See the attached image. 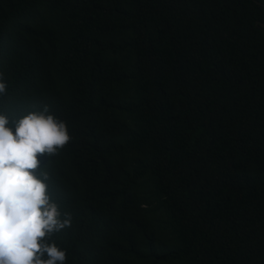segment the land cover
Returning a JSON list of instances; mask_svg holds the SVG:
<instances>
[{
  "label": "trees",
  "instance_id": "16d2710c",
  "mask_svg": "<svg viewBox=\"0 0 264 264\" xmlns=\"http://www.w3.org/2000/svg\"><path fill=\"white\" fill-rule=\"evenodd\" d=\"M0 3V110L73 137L67 264H264V0Z\"/></svg>",
  "mask_w": 264,
  "mask_h": 264
},
{
  "label": "clouds",
  "instance_id": "9594fccd",
  "mask_svg": "<svg viewBox=\"0 0 264 264\" xmlns=\"http://www.w3.org/2000/svg\"><path fill=\"white\" fill-rule=\"evenodd\" d=\"M122 90L127 86L113 87L103 107L102 118L111 126L115 109L110 101ZM6 95L0 72V97ZM72 140L67 121L48 104H32L19 115L0 110V264H67V249L57 238L72 227L73 214L63 206L52 164ZM102 150L119 160L115 147ZM114 168L104 166L105 172Z\"/></svg>",
  "mask_w": 264,
  "mask_h": 264
},
{
  "label": "bare ground",
  "instance_id": "6f19581e",
  "mask_svg": "<svg viewBox=\"0 0 264 264\" xmlns=\"http://www.w3.org/2000/svg\"><path fill=\"white\" fill-rule=\"evenodd\" d=\"M43 160H44V158H43ZM42 161V160H41ZM43 162V161H42ZM44 163V162H43Z\"/></svg>",
  "mask_w": 264,
  "mask_h": 264
}]
</instances>
